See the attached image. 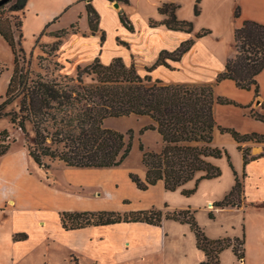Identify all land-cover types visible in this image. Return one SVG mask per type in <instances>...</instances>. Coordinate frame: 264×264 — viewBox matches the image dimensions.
Instances as JSON below:
<instances>
[{
    "label": "trees",
    "instance_id": "1",
    "mask_svg": "<svg viewBox=\"0 0 264 264\" xmlns=\"http://www.w3.org/2000/svg\"><path fill=\"white\" fill-rule=\"evenodd\" d=\"M14 1V2H13ZM130 3V0H110ZM200 1V0H199ZM198 1V3H199ZM11 3L6 10V5ZM0 6V35L8 42L15 55L14 70L2 103L0 119L9 117L26 137V149L29 156L40 166L49 169L53 161L65 163L72 167L113 168L124 164L133 149L135 129L126 132L105 125L111 117L129 115L147 116L151 122L139 129L140 134L157 131L163 145L161 150H150L144 141H140L142 163L146 168V177L131 172L132 180L140 189L146 190L151 185L163 181L167 190H176L192 180L199 172L202 179L217 178L222 168L211 158L227 156L235 175L236 182L225 197L214 203L215 207H242L252 204L246 202L244 183L238 175L231 160L229 151L215 146L216 129L231 133L239 143L245 165L260 157L251 154V148L243 145L246 141L264 142V134L257 132L241 133L235 128L218 124L214 106L216 103H236L235 101L216 96L213 84L165 83L153 79L150 72L160 65L172 68L169 60L178 61L193 46L195 38L184 40L175 50H162L156 62L147 67L148 73L142 75L135 64L128 65L122 57H116L105 64L98 57L90 64L78 65L77 74L48 76L37 74L31 76L29 66H25L27 53L23 46V18L26 14L28 0H11ZM195 6V14L200 15L201 8ZM180 4L163 2L159 12L164 19H150V26L165 25L173 30L191 33L194 21L177 16ZM89 24L96 33L100 24V13L87 4ZM7 12L20 15L13 21ZM241 15V6L237 4L234 17ZM121 21L131 31L135 27L126 13L120 14ZM69 32L62 29L55 32L57 44ZM212 33V29L203 28L196 37ZM106 35L103 33L102 40ZM119 42L128 45L118 39ZM39 43V39H38ZM41 44V43H40ZM39 44V45H40ZM234 46L236 54L227 60L226 68L218 74L217 82L226 78L236 81L237 85L254 88L256 97L260 95V84L257 76L264 69V23L256 20H245L235 28ZM0 67V78L4 73ZM18 100L17 109L6 111V108ZM264 107V101H263ZM250 114L264 120V113L255 109ZM30 128L33 132L30 131ZM9 131H1L0 156L11 148L7 142ZM49 157L51 162L45 160ZM196 188H183L185 195H191ZM168 205H166L167 207ZM195 211L164 210L152 207L144 210L121 212L116 210L99 211H62L61 223L65 229H78L88 226L109 225L120 222H146L161 225L164 219H173L187 223L195 233L197 246L204 251L206 259L200 264H222L221 253L233 247L239 259L245 258V238L222 237L210 238L198 223ZM210 216L214 218L213 212ZM26 237L16 235L15 239Z\"/></svg>",
    "mask_w": 264,
    "mask_h": 264
},
{
    "label": "crops",
    "instance_id": "2",
    "mask_svg": "<svg viewBox=\"0 0 264 264\" xmlns=\"http://www.w3.org/2000/svg\"><path fill=\"white\" fill-rule=\"evenodd\" d=\"M90 1L100 13V24L96 33L92 32L89 24L87 4ZM115 2L110 0H28L23 18L24 49L30 54L38 53L39 44L51 42L53 32L68 29L67 35L62 38L60 59L73 61L77 65H87L97 57L105 64L111 63L116 57H122L128 65L136 66L135 58L147 69L156 62L162 50L173 51L184 40L195 38L192 48L180 60H169L172 68L160 65L151 71L150 75L153 79H161L165 83L213 84L216 96L227 97L236 102L215 104L214 113L219 125L235 128L244 134L252 132L264 134V120L250 114L251 109L264 113V69L257 76L260 84L258 97L254 88H242L233 79L226 78L217 82L218 74L225 70L228 58L236 54L234 37L229 46H226L221 43L222 33L214 29L207 35L208 37H196L194 31L188 33L173 30L165 25L152 27L148 16L142 19L139 27L134 25L135 29L131 31L120 18L122 12L128 16L125 5H130L131 2L129 4L119 2V7L114 5ZM238 4L241 6V15L239 18L234 17V31L245 20L264 23V0H239ZM234 9L233 7V16ZM110 14L117 17V23L113 26ZM177 16L183 19L179 10H177ZM165 17L160 13L156 19ZM103 33L106 35L105 41L102 40ZM110 33H113V37L108 36ZM118 39L127 42L128 45L119 42ZM14 62L15 55L12 48L0 35V63L10 67V70L4 72L7 73L6 90L12 76ZM259 100L260 103H258ZM148 118L151 122L150 117ZM152 132L158 134L157 131ZM158 137L161 138L160 134ZM213 144L226 148L232 154L234 167L244 183L246 202L255 204L243 205L240 208H225L245 209L250 215L255 211L264 213V142L243 143L251 148L252 155H260L258 159L247 165L239 149V143L231 133L216 129ZM28 158L30 156L25 147L17 148L14 145H11L5 155L0 156V211H5L6 215L14 219V232L11 236L8 235V239L15 246V255H19L21 249L29 244L40 243L46 238L51 236L55 238L56 234H59V236L70 237L71 240L75 239L69 244L72 251H88L94 256L104 258L105 262L114 264L115 258L120 255L134 253L140 257H146L158 254L166 248L170 249L167 229L174 225L168 224L169 222L190 226L173 219H164L161 225L146 222H120L65 229L60 218V213L65 210L128 212L155 206L173 211L186 209L190 205L179 198H177L178 203H175L163 181L151 185L146 190L140 189L130 176L133 171L123 165L113 168H81L59 162L56 165L64 169L66 182L64 186H59L35 178L30 168L26 166ZM211 159L222 167L224 173L228 172V177L226 180L217 177L201 182L200 187L203 186V190L215 191L213 198L208 199V203L223 198L236 182V175L229 171L227 161L221 160L223 158ZM56 165L54 164L51 168ZM38 167L46 169L39 165ZM137 174L145 179L146 168ZM23 179L24 183L21 181ZM46 212L56 216L57 221L50 222L45 215ZM38 229L41 233L37 238L32 239L33 234L39 231ZM51 229L56 232L50 231ZM22 234H26V237L15 239L16 235L22 236ZM211 236V238L214 237V235ZM195 244L197 251L201 254L198 259L200 264V261L206 259V255L198 248L196 236ZM74 257H77L79 262V257L75 255ZM13 259L17 261L14 257Z\"/></svg>",
    "mask_w": 264,
    "mask_h": 264
},
{
    "label": "rangeland",
    "instance_id": "3",
    "mask_svg": "<svg viewBox=\"0 0 264 264\" xmlns=\"http://www.w3.org/2000/svg\"><path fill=\"white\" fill-rule=\"evenodd\" d=\"M166 1L180 4V8L178 9L180 15L183 19L194 21V32L196 34L204 27L214 29L218 33H222L223 38L221 39V43L229 46L230 41L234 37L233 26L235 18L233 16V7L235 8L239 0H131L130 5H125V10L134 25L139 27L142 19L147 16L149 19L158 18L160 15L159 6ZM197 3L201 8L200 15L195 14V6ZM10 5L11 3L6 5V10ZM7 14L10 15L13 21H17L20 18L19 14L13 12H7ZM110 21L113 26L114 23H117V17L114 14H110ZM114 29L117 30L118 28L114 27ZM54 34L55 32L52 34L53 39L51 42H42L40 44V51L38 53H33L32 56L27 55L25 62L22 60L21 64L24 63L25 66H29L32 77H35L37 74L60 77L65 74L74 76L77 74V64L73 61L60 59L59 52L61 45L60 43L59 45L57 44V39ZM207 35L203 37H208ZM108 36L113 37V33H110ZM134 62L136 63L137 70L142 75H145L147 73L146 67L135 58ZM0 67H3L5 71L10 70L9 66L2 65L1 63ZM13 70L14 67L12 68V73ZM6 79L7 73H4L0 78V104L6 93ZM17 104L18 100L9 105L6 111L17 109ZM149 122L150 120L147 116H137L134 114L122 117H111L105 121L106 126L123 132H126L129 128L135 129L132 152L123 164V166L130 168L135 173H139L145 168L142 163V152L139 149L140 141H144L150 150L159 151L163 145L162 139L158 137L156 132L147 131L144 134L139 133V129ZM4 129L9 131L8 143L15 147L17 146V148L26 146V137L23 131L14 125L9 117L0 119V140L1 131ZM30 131L33 132L31 128ZM230 155L233 162V156L231 153ZM221 158H223L221 160L227 161L228 169L233 173L234 171L230 166L227 156ZM45 160L51 162L49 157H46ZM54 164H59V161L57 159L54 160ZM26 166L30 168L29 170L35 178L43 179L44 181L59 186H64L66 183L64 169L58 165L48 170L43 168L39 169L37 163L30 157L27 159ZM201 174L202 172H199L184 186L176 190H169L170 194H172L171 196H173V201L178 203L177 198H179L185 203H188L190 206L186 209L190 208L196 212L195 216L198 223L210 238L212 237L211 235H214L213 238H245V258L239 259L231 246L222 252V264H264V213L255 211L250 215L245 209L237 208H220L217 210L214 203L223 199L225 196L221 199H215L209 202V204L208 199L213 198L212 195L215 191H205L203 190V186L200 187L201 182L206 181V179L200 180L197 184V180ZM219 177L221 180H226L228 172L224 173L222 169V174ZM21 181L24 183L25 180L23 179ZM196 186V191L191 195H185L182 192L183 188L193 189ZM210 212H213L214 218L210 216ZM45 215L50 222L57 221V217L52 213L46 212ZM168 224L174 225L167 229L171 244L169 246L171 247L170 249L166 248L158 254L146 257H140L134 253L120 255L115 258L116 261L114 264H199L198 259L201 257V254L196 249L195 233L190 229L191 226L180 225L175 222H169ZM50 231L56 232V230L52 229ZM13 232V217L6 215L5 211H0V264H109L104 261V258L94 256L91 252L82 250L72 251L69 248V244L75 239L73 238L71 240L70 237L59 236V234H56L55 238L51 236L40 243L29 244L26 248L21 249L22 251H20L19 255H15V246L8 239V235L11 236ZM40 233V230L34 234L32 233V239L37 238ZM74 255L79 257V262Z\"/></svg>",
    "mask_w": 264,
    "mask_h": 264
},
{
    "label": "water",
    "instance_id": "4",
    "mask_svg": "<svg viewBox=\"0 0 264 264\" xmlns=\"http://www.w3.org/2000/svg\"><path fill=\"white\" fill-rule=\"evenodd\" d=\"M11 0H0V6H2L3 4H6V3H8V2H10ZM114 5L116 6V7H119L120 6V3L118 2V1H116L115 3H114ZM261 101L259 100L258 101V103H260Z\"/></svg>",
    "mask_w": 264,
    "mask_h": 264
}]
</instances>
